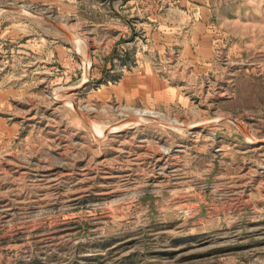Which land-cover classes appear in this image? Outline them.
Wrapping results in <instances>:
<instances>
[{"label": "rangeland", "instance_id": "374dc122", "mask_svg": "<svg viewBox=\"0 0 264 264\" xmlns=\"http://www.w3.org/2000/svg\"><path fill=\"white\" fill-rule=\"evenodd\" d=\"M0 264H264V0H0Z\"/></svg>", "mask_w": 264, "mask_h": 264}, {"label": "water", "instance_id": "95a60500", "mask_svg": "<svg viewBox=\"0 0 264 264\" xmlns=\"http://www.w3.org/2000/svg\"><path fill=\"white\" fill-rule=\"evenodd\" d=\"M5 9H14L13 7H4Z\"/></svg>", "mask_w": 264, "mask_h": 264}, {"label": "crops", "instance_id": "0c3cea01", "mask_svg": "<svg viewBox=\"0 0 264 264\" xmlns=\"http://www.w3.org/2000/svg\"><path fill=\"white\" fill-rule=\"evenodd\" d=\"M132 1H134V0H132ZM132 10H134V8H132Z\"/></svg>", "mask_w": 264, "mask_h": 264}, {"label": "bare ground", "instance_id": "6f19581e", "mask_svg": "<svg viewBox=\"0 0 264 264\" xmlns=\"http://www.w3.org/2000/svg\"><path fill=\"white\" fill-rule=\"evenodd\" d=\"M115 128V127H114ZM109 129V128H108ZM101 131V130H100Z\"/></svg>", "mask_w": 264, "mask_h": 264}]
</instances>
